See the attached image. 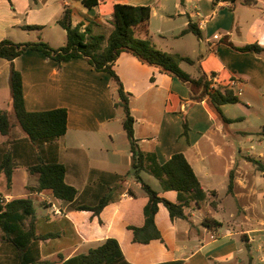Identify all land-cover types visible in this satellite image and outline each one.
Returning a JSON list of instances; mask_svg holds the SVG:
<instances>
[{"label": "crops", "instance_id": "obj_1", "mask_svg": "<svg viewBox=\"0 0 264 264\" xmlns=\"http://www.w3.org/2000/svg\"><path fill=\"white\" fill-rule=\"evenodd\" d=\"M115 3L149 6L148 21L136 28V35L148 37L160 50L189 57L193 62L182 61L179 67L190 76L213 74L214 83L222 86H228L230 79L238 80L228 86L238 101L220 106L230 119L225 123L205 99L191 101L185 83L131 53L120 52L112 63L129 94L138 147L153 153L160 164L181 152L202 188L215 194L207 193L198 206L184 209L186 218L173 221L160 205L155 223L163 242H133L126 226L142 225L147 196L141 195L140 183L126 175L131 154L121 123L122 111L113 106L110 75L93 69L81 57L58 63L40 50L26 48L13 59L21 74L25 109L64 107L67 113L64 134L52 143H43L40 156L65 166L64 180L76 188L78 201L94 203L108 188L117 199L96 217L89 211L67 209L68 203L48 190L31 192L27 186L36 183V175L30 174L26 165L34 160L35 148L15 123L9 62L0 58V109L8 112L12 125L7 135L0 134V157L9 149L16 163L9 187L0 173V192L6 200L29 196L34 205L35 199L40 207L34 210L36 232L57 233L39 241V258L47 261L40 264H59L106 237L115 238L133 264H264V178L244 158L251 155L264 162V0H98L89 8L79 0H0V40L41 39L50 47H60L66 38L57 20L66 7L72 25L106 36L112 27ZM188 24L198 34L183 32ZM29 25L37 28H27ZM248 44L258 45L262 51L240 49ZM231 169L234 182L227 191ZM225 193L239 205L226 213L229 226L219 211V199ZM162 194L175 199L173 191ZM136 199L142 202L136 205ZM205 216L221 225L212 230L202 226ZM255 239L261 243L252 248ZM253 252L259 256L255 258ZM13 262V249L1 241L0 233V264Z\"/></svg>", "mask_w": 264, "mask_h": 264}, {"label": "trees", "instance_id": "obj_2", "mask_svg": "<svg viewBox=\"0 0 264 264\" xmlns=\"http://www.w3.org/2000/svg\"><path fill=\"white\" fill-rule=\"evenodd\" d=\"M84 7H92L98 0H79ZM150 8L147 5H130L115 3L112 7L111 30L104 36L93 34L86 27L80 30L78 25L71 24L70 10L63 9L57 20L65 30L64 45L53 48L41 39L35 41L15 42L9 39L0 40V58L9 62V93L15 123L28 137L34 146V160L26 165L30 174L36 175V183L27 186L33 192L48 190L51 194L68 203L67 209L76 211H89L92 216L98 217L101 209L117 199L111 194V188L100 195L94 203H82L76 199L77 190L64 180L65 166L56 161H46L40 156L43 143L54 142L64 134L66 129V109L55 107L47 110L28 111L24 107L21 74L13 66V59L26 48L37 49L46 56L60 63L72 57H81L97 71H105L111 78V91L113 106L122 111V127L128 140L131 154V163L126 175L140 183L141 189L147 196L142 208L143 223L141 226L127 225L131 231L132 241L138 244H147L151 240L163 242L162 235L155 223V215L162 205L170 221L175 218H186L184 209L193 205L198 206L206 199L207 193L215 194L214 190L206 191L202 188L198 178L188 161L181 152L170 155L163 163H158L154 154L142 151L133 137V117L129 108V94L124 91L119 77L112 69V63L120 52H129L141 62L158 69L159 72L174 76L189 88V99L199 101L205 99L211 109L223 122H230L220 106L226 103H235L237 96L229 88L212 83L209 76L199 74L190 76L179 67V63L193 61L177 52L163 51L156 48L148 37L136 35V28L144 26L149 18ZM27 28H37L29 25ZM197 30L191 24L183 32ZM254 52L262 51L256 44H248L240 48ZM213 74L210 75L212 77ZM11 120L6 110L0 109V134L7 135L11 128ZM184 131L186 123L183 122ZM8 142V140L6 141ZM12 153L6 149L0 157V173L5 176L6 186L9 187L12 169L16 166ZM255 169L262 173L264 178V162L251 155H244ZM141 172L154 176L159 189H153L146 183ZM234 182V172L229 170L227 191H230ZM130 193V190H127ZM173 191L175 199L171 200L162 193ZM214 206V201L210 202ZM99 220V218H98ZM100 221V220H99ZM35 213L31 197H13L6 200L0 192V233L1 241L13 249L14 264H40L38 243L41 240L57 236V233L47 232L39 234L35 229ZM202 226L214 229L221 225L220 221L212 217H203ZM59 264H133L123 255L118 241L113 237H106L95 246L89 247L85 252L77 253Z\"/></svg>", "mask_w": 264, "mask_h": 264}, {"label": "rangeland", "instance_id": "obj_3", "mask_svg": "<svg viewBox=\"0 0 264 264\" xmlns=\"http://www.w3.org/2000/svg\"><path fill=\"white\" fill-rule=\"evenodd\" d=\"M232 105H230L229 107H231ZM253 139H255V137L256 136H251ZM248 144V143H247ZM141 176H142V179L146 182V183H148L153 189H155V190H158L159 189V186H158V182H157V180H156V178L154 177V176H152V175H150V174H148V173H146V172H142L141 173ZM1 177H3V176H1ZM0 189H1V187H0ZM141 192L143 193V194H141V195H145V193H144V191L143 190H141ZM220 201V204H221V210H219L220 212H221V214L223 215L222 216V218H223V223L225 224V225H227V226H229V225H231V220L229 219V217H228V214H226L228 211H229V209H231V210H233V211H235V210H237L238 208H239V205L237 206L236 205V201H234V202H232V199H231V197L229 198V194L227 195L226 193H225V195L222 197V198H220L219 199ZM33 201H34V210L37 212L38 210H40V207L36 204V201H35V199H33ZM142 201H141V199H136V201H135V204L137 205L138 203H141ZM237 208V209H236ZM44 209V208H43ZM45 210V209H44ZM98 243V241H96V242H92V243H90L87 247L85 246V247H82L81 249H79V251L78 252H80V251H85L88 247H90V246H94V245H96ZM259 243H261V239L259 240H256L255 239V241L252 243V245H251V247L253 248H256V246L259 244ZM253 255H254V257L255 258H257L259 255H258V253H256V252H253Z\"/></svg>", "mask_w": 264, "mask_h": 264}, {"label": "built area", "instance_id": "obj_4", "mask_svg": "<svg viewBox=\"0 0 264 264\" xmlns=\"http://www.w3.org/2000/svg\"><path fill=\"white\" fill-rule=\"evenodd\" d=\"M209 79H210V81H211L212 83H214L215 79L213 78V76H212V77L209 76ZM237 82H238L237 79H230L228 84H230V85H234V84H236ZM51 206H52V208H53V212H54V213H58V209H57V207L54 206L53 204H51Z\"/></svg>", "mask_w": 264, "mask_h": 264}]
</instances>
